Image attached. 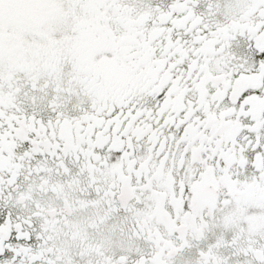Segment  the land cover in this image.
Masks as SVG:
<instances>
[{
    "label": "snow or ice",
    "instance_id": "1",
    "mask_svg": "<svg viewBox=\"0 0 264 264\" xmlns=\"http://www.w3.org/2000/svg\"><path fill=\"white\" fill-rule=\"evenodd\" d=\"M0 264H264V0H0Z\"/></svg>",
    "mask_w": 264,
    "mask_h": 264
}]
</instances>
